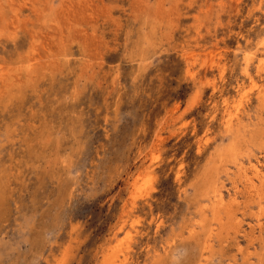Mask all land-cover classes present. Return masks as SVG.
I'll use <instances>...</instances> for the list:
<instances>
[{
	"label": "rangeland",
	"instance_id": "obj_1",
	"mask_svg": "<svg viewBox=\"0 0 264 264\" xmlns=\"http://www.w3.org/2000/svg\"><path fill=\"white\" fill-rule=\"evenodd\" d=\"M0 264H264V0H0Z\"/></svg>",
	"mask_w": 264,
	"mask_h": 264
},
{
	"label": "bare ground",
	"instance_id": "obj_2",
	"mask_svg": "<svg viewBox=\"0 0 264 264\" xmlns=\"http://www.w3.org/2000/svg\"><path fill=\"white\" fill-rule=\"evenodd\" d=\"M247 62V61H246ZM260 66V65H259ZM246 73V72H245ZM246 78V77H245ZM248 80V79H247ZM255 86V85H254ZM242 96V95H241ZM231 124H232V122H231ZM234 127V126H233ZM228 148V147H227ZM256 173H259L260 174V172L258 171V170H256ZM261 176V175H260ZM253 188V187H252ZM249 190V189H248ZM140 194V193H139ZM140 196V195H139ZM137 197V196H136ZM205 198V197H204ZM213 198V197H212ZM210 200V199H209ZM216 205V204H215ZM224 206V205H223ZM222 207V206H221ZM215 213V212H214Z\"/></svg>",
	"mask_w": 264,
	"mask_h": 264
}]
</instances>
